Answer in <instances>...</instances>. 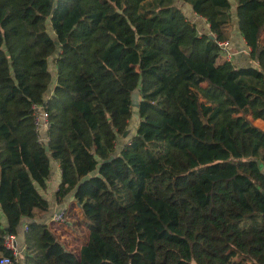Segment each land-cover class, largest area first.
<instances>
[{
	"label": "trees",
	"instance_id": "obj_1",
	"mask_svg": "<svg viewBox=\"0 0 264 264\" xmlns=\"http://www.w3.org/2000/svg\"><path fill=\"white\" fill-rule=\"evenodd\" d=\"M231 8L0 0V253H10L12 233L25 243L18 264H236L230 252L264 264V129L255 124L264 120V0L236 6L247 66L218 62ZM186 81L219 106L200 102ZM45 102L47 145L33 117ZM54 161L56 202L73 194L89 220L79 256L37 221L50 210Z\"/></svg>",
	"mask_w": 264,
	"mask_h": 264
},
{
	"label": "crops",
	"instance_id": "obj_2",
	"mask_svg": "<svg viewBox=\"0 0 264 264\" xmlns=\"http://www.w3.org/2000/svg\"><path fill=\"white\" fill-rule=\"evenodd\" d=\"M207 29H209L208 26H206V30ZM235 29H236L235 38H233V41L231 39L228 40L229 43L234 47L235 58H233V61L236 62L238 65L247 66L251 64V61L249 58V48L247 47L244 38L238 31L237 26ZM186 84H188L191 89H194L198 91L199 93L200 88H201L200 86L192 83L191 81H186ZM203 93H205V95L209 97L210 101H207L206 99L203 100L199 93L200 102H203L205 104H211L214 107L219 106L218 100L211 97L204 90H203ZM255 124L264 129V120L260 118L256 119ZM61 182H62V170L58 162L54 161L52 175L50 177V180L48 181L46 192H44V195L50 201L51 211L49 210L50 211L49 214L48 213H46L45 215L39 214V219H41L44 223L47 224L48 221H50L51 216L56 210L60 208H67L71 212V219H72V221H68L67 224L72 225L71 226L72 229H68V228L60 229L59 227L54 228L52 224H55V223L50 224L49 227L52 229L53 233L57 236L62 246L68 250V252L76 256H79L82 247L88 242V239H89V234H90L89 220L84 216L82 212V207H81L82 205L80 206L78 203H76L78 200L75 199L73 194L68 196L62 204H58L56 202L55 193L58 190V187ZM0 221L2 222L4 226H6L7 218L1 209V202H0ZM25 225H24L23 230H25Z\"/></svg>",
	"mask_w": 264,
	"mask_h": 264
},
{
	"label": "built area",
	"instance_id": "obj_3",
	"mask_svg": "<svg viewBox=\"0 0 264 264\" xmlns=\"http://www.w3.org/2000/svg\"><path fill=\"white\" fill-rule=\"evenodd\" d=\"M218 45L220 47L221 53L220 58L223 57L225 60L232 61L235 53L232 51L229 41L220 40L218 41ZM50 96L51 94L49 95V98ZM48 99L46 100V102L48 101ZM46 102L45 104L42 103L33 105L35 132L37 134L38 141L43 145H47L51 139L49 133L51 128V119ZM76 203H79V201H77ZM69 218H71V212L67 208H60L53 213L48 225L52 223H67V220ZM26 230H28V224L25 225V231ZM4 247L10 253H0V264H18L21 261L22 254L25 248L19 247L18 235L12 233H5Z\"/></svg>",
	"mask_w": 264,
	"mask_h": 264
},
{
	"label": "rangeland",
	"instance_id": "obj_4",
	"mask_svg": "<svg viewBox=\"0 0 264 264\" xmlns=\"http://www.w3.org/2000/svg\"><path fill=\"white\" fill-rule=\"evenodd\" d=\"M231 1V4H232V8H231V12H232V22L230 23V26H229V28H228V31H227V34H228V36H229V39H231L232 41H233V38H235V28H236V22H235V18H236V6H237V3H238V1L239 0H230ZM194 20H196V21H198L200 24H199V29H201V30H205L206 29V23H205V21L204 20H202L201 18H199V17H194ZM200 21H203V22H200ZM232 36V37H231ZM230 47H231V49H232V51L234 52V47L230 44ZM223 60H225L223 57H221V58H219V60H218V62H222ZM49 62H50V70H51V72H52V77H53V82L54 81H56V69H55V67H56V63H55V61H54V56H51V58L49 59ZM186 88H187V90L189 91L191 88L189 87V85L188 84H186ZM203 88L201 87L200 88V91H199V93H200V96H201V98L203 99V100H207V101H210V99H209V97L207 96V95H205V93H203ZM138 98L137 97H135V100H137ZM201 121H203V118H201L200 119ZM123 141L125 142L126 141V139L125 138H123ZM95 178H96V175L94 176ZM96 181V183L97 184H102V182L99 180L98 181V179H96L95 180ZM52 208V207H51ZM50 211H51V209H50ZM50 211H48V212H44V213H42V214H46V213H50ZM37 221H42L41 219H39V216H38V218H37ZM68 221H72V219L71 218H69L68 220H67V223H68ZM43 222V221H42ZM50 221H48V223H49ZM47 223V224H48ZM66 222L65 223H63V224H60V225H58V224H52V226L54 227V228H57V227H59L60 229H65V228H68V229H72V225H68ZM48 226H50V225H48ZM18 243H19V247L20 248H23L24 246H25V243H24V240H23V237L20 235V236H18ZM227 257H228V260L231 262V263H236V264H239V263H247V264H250V262L247 260V259H245V258H243V257H241V256H239L236 252H230V253H228V255H227Z\"/></svg>",
	"mask_w": 264,
	"mask_h": 264
},
{
	"label": "water",
	"instance_id": "obj_5",
	"mask_svg": "<svg viewBox=\"0 0 264 264\" xmlns=\"http://www.w3.org/2000/svg\"><path fill=\"white\" fill-rule=\"evenodd\" d=\"M135 93H138V90L136 89L135 90ZM135 116L138 118L139 116H138V114H135ZM135 131H136V129L135 128H133L130 132L132 133V134H134L135 133ZM129 135V131H126L125 133H124V137H127ZM48 148V147H47ZM114 156H111V158L110 159H112ZM262 171L264 172V168L262 169ZM80 206H81V204L80 203H78ZM82 207V206H81Z\"/></svg>",
	"mask_w": 264,
	"mask_h": 264
}]
</instances>
